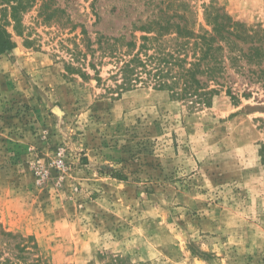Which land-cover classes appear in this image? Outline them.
Listing matches in <instances>:
<instances>
[{
  "label": "rangeland",
  "instance_id": "374dc122",
  "mask_svg": "<svg viewBox=\"0 0 264 264\" xmlns=\"http://www.w3.org/2000/svg\"><path fill=\"white\" fill-rule=\"evenodd\" d=\"M41 1L0 53V225L17 235L0 262L264 264L262 88L236 79L197 111L151 86L108 94L110 66L71 76L58 42L81 26L127 41L164 8L199 29L210 5L264 30V0H53L77 25L61 33Z\"/></svg>",
  "mask_w": 264,
  "mask_h": 264
},
{
  "label": "trees",
  "instance_id": "16d2710c",
  "mask_svg": "<svg viewBox=\"0 0 264 264\" xmlns=\"http://www.w3.org/2000/svg\"><path fill=\"white\" fill-rule=\"evenodd\" d=\"M34 1L0 0L1 6L7 5L10 9L9 20L4 13L6 8L0 9V53L13 48L7 25H12L16 35L26 36L22 13ZM37 20L49 26L58 24L56 30L60 33L67 26L68 32L77 27L66 16L65 9L53 0L41 1ZM134 32L141 34L136 37ZM58 42L68 57L61 59L64 70L71 76L101 84V69L110 66L105 81L113 83L105 88L108 94L118 95L138 86H151L168 90L190 110L197 111L209 107L219 88L236 83V79L247 85H257L264 91V30L234 20L218 6H208L204 26L199 29L190 27L183 14L164 8L159 15L136 26L127 41L124 34L106 36L95 32L92 38L81 26L79 33L60 38ZM226 91L231 92L230 88ZM260 154L263 160L264 145ZM15 237L17 235L0 225V257L2 251L10 250ZM14 247L18 254L24 251V246L19 248L15 244ZM24 258L11 255L4 257L0 264H23ZM35 261L41 264L40 258ZM113 263H120V259L114 258L110 264Z\"/></svg>",
  "mask_w": 264,
  "mask_h": 264
}]
</instances>
